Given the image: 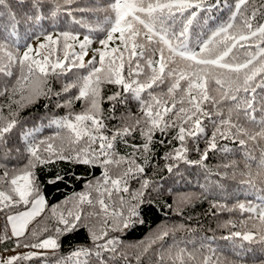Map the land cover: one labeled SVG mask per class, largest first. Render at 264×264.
I'll return each instance as SVG.
<instances>
[{
    "label": "snow or ice",
    "instance_id": "6c2138e0",
    "mask_svg": "<svg viewBox=\"0 0 264 264\" xmlns=\"http://www.w3.org/2000/svg\"><path fill=\"white\" fill-rule=\"evenodd\" d=\"M83 2L0 0V98L7 101L0 104V186L7 185L0 187L5 220L0 244L14 239L18 248L23 238L33 236L37 242L23 247L44 250L11 255L0 264L37 257L45 258L44 264H133V256L135 264H143L170 230L132 255L118 234L134 230L144 222L142 213L151 210L142 206L160 187L147 175L157 145L167 148L163 159L169 174L182 177L181 164L203 170L205 182L198 186L205 200L213 198L212 208L253 214L248 217L253 230L224 239L255 246L239 245L241 264H264V23L259 22L264 21V0H236L227 21L198 32L194 41V21L201 12L219 9L221 0H108L95 7ZM209 20L216 17L209 15L203 23ZM94 43L99 47H91ZM109 85L115 86L110 94ZM53 99L51 108L49 103L43 107L67 109L66 115L54 113L49 119L53 134L42 136L43 125L23 126L21 110ZM132 101L138 113L121 115L109 127L118 109ZM218 140L233 142L237 152L243 149L242 167L236 161L223 166L231 169L230 177L205 163L218 148L233 151ZM193 152L199 159L189 158ZM60 162L102 172L85 180L84 191L66 197L63 210L60 204L51 206L58 226L41 239L36 227H29L48 206L37 171ZM66 178L84 179L57 171L46 183ZM221 178L235 182L231 195L260 193L259 203H221L217 197L229 195ZM191 199L184 196L179 202ZM20 207L24 210L13 211ZM81 231L89 243L60 255V238ZM204 249V244L190 248L188 242H174L157 256V264H234L210 247L205 255Z\"/></svg>",
    "mask_w": 264,
    "mask_h": 264
},
{
    "label": "trees",
    "instance_id": "16d2710c",
    "mask_svg": "<svg viewBox=\"0 0 264 264\" xmlns=\"http://www.w3.org/2000/svg\"><path fill=\"white\" fill-rule=\"evenodd\" d=\"M108 2V0H84L81 6H103ZM211 3H215L216 0H210ZM236 0H221L219 9H213L211 12H201L198 21H194L191 32L193 41L196 39V34L206 33L207 29L215 28L218 23L227 21L228 16L231 14L230 10H234V4ZM77 18H80L79 13L76 14ZM214 16L216 20H209L208 24L205 25L203 20L207 16ZM100 19H103V13L98 14ZM91 19V18H89ZM264 23V21H259ZM199 25V26H198ZM83 36H81V39ZM35 44L36 41H33ZM91 47H99L97 43H94ZM77 50H79L77 48ZM92 55L89 52L90 58ZM55 87V85H54ZM115 90V86H106V92L110 94L111 91ZM52 101L41 100L37 104L25 108L20 111L19 119L21 120L25 128H30L33 124L43 125L44 131L41 133L42 136H47L53 134L56 130L53 127H47L49 119L55 113L58 116H64L67 114V109H56L52 108L51 111L45 109L43 104L49 103L51 105L54 103ZM7 101L4 98H0V104H6ZM108 105L105 104V109L107 110ZM75 112L81 111V105L77 103L75 105ZM139 107L135 101H132L125 106H121L115 113L116 119L109 122V127L117 125L119 123V117L121 115H127L129 113H138ZM208 124V122H205ZM210 131V129H209ZM175 143V142H173ZM191 146V142H189ZM200 148L203 150L205 147V142L203 139L199 141ZM218 145L223 147L226 146L232 149L231 152H223L219 148L215 152H209V158L205 162L212 172H229V177L231 175V169H225L223 166L236 161L241 167L245 162L243 156V149L241 148L237 152L238 146L231 141L218 140ZM121 151L123 152V145H120ZM167 151V148L157 145L156 154L153 159L152 164L149 165L147 170V175L152 177L153 180L159 182L160 187L153 190L150 195H148V202L142 207H150L151 210L146 214L142 213V219L144 222L139 224L134 230H126L119 233L120 243L128 247L129 254L132 255L134 252H140L142 249L151 242L154 236L160 233L162 230H170V236L165 238L164 241L155 244L150 249L149 253L144 256L143 264H157V256L163 252L165 249L173 245L174 242L179 243L181 241L188 242L189 247L194 243L197 247L201 244L205 245L204 254L210 255L207 248L210 247L215 251L216 255L227 260L232 261L234 264H241L238 260L237 254L242 250L239 245L244 244V247H255L249 245L247 242H243L240 238L235 240L224 239L228 237L232 232L246 230H253V221L249 220L248 217L253 215L252 213L242 212L239 209H234L229 212L227 210L221 211L216 208L211 207L213 198L209 196L207 200L204 199L202 195V189L198 184H203V170L193 166H186L181 164V172L183 176H173L169 174L165 169L164 165L166 161L163 159V153ZM258 155V154H257ZM190 159H199L198 153H190ZM23 159V157H21ZM9 169L12 165L10 164ZM59 171L61 175H66V177H71L73 174L77 176L84 177L83 180H72L67 179L63 183H58L56 185L47 184V180L54 177L56 172ZM102 169L99 167L87 168V167H76L68 162H60L56 165L48 166L37 171V175L43 185V194L47 199V207L42 216L37 217L35 221L29 226L30 229L35 226L38 233H40V238L43 239L48 235H52L51 231L57 227L56 219L52 216L50 208L52 205H61L63 210V201L66 197H72L74 193L81 192L85 190V180L94 179L101 175ZM163 177L164 179H161ZM212 179H217L213 176ZM240 179V177H237ZM221 182L225 185L228 190L229 195L227 199H221V203H226L228 207H232L234 204L239 202L247 203L248 200H252L254 203H259L255 195L247 192L241 191L235 195H231L233 190L236 188V184L230 178H221ZM3 189H7V185L2 186ZM133 188L138 187L137 184L132 185ZM126 195V194H125ZM147 195V194H146ZM184 196H190L192 199L189 202L181 204L179 199ZM22 207L14 209L13 211H18ZM86 211L89 209H85ZM245 222L247 223V228H245ZM5 224L4 214L0 213V227ZM47 228L49 231H43ZM36 237L26 236L22 239L21 246L24 243H35ZM61 249L60 255H67L68 250L73 246L79 244L89 243L86 233L81 231L67 238H60ZM15 247V240L9 239L6 242L0 244V251L10 249ZM49 259L51 256L49 254ZM45 258L37 257L30 261H22L19 264H44ZM133 264H135L133 256Z\"/></svg>",
    "mask_w": 264,
    "mask_h": 264
},
{
    "label": "rangeland",
    "instance_id": "374dc122",
    "mask_svg": "<svg viewBox=\"0 0 264 264\" xmlns=\"http://www.w3.org/2000/svg\"><path fill=\"white\" fill-rule=\"evenodd\" d=\"M23 210L24 209L22 208L18 211H23ZM32 251H44V250H35V249H31V248H25L23 246H20L18 248L12 247L10 249L0 251V259L7 258L8 256L15 255L18 253H28V252H32Z\"/></svg>",
    "mask_w": 264,
    "mask_h": 264
}]
</instances>
